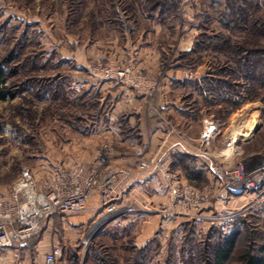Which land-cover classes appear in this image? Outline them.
Masks as SVG:
<instances>
[{"label": "rangeland", "instance_id": "374dc122", "mask_svg": "<svg viewBox=\"0 0 264 264\" xmlns=\"http://www.w3.org/2000/svg\"><path fill=\"white\" fill-rule=\"evenodd\" d=\"M0 65L15 94L0 101V190L24 168L95 164L105 146L106 166L134 171L155 130L197 153L209 121L217 163L264 178V0H0ZM232 133L249 138L223 156ZM176 156L172 171L189 169L209 202L184 212L143 186L152 206L132 219L100 222L95 205L46 235L64 247L58 264H204L236 236L238 255L264 247V179L229 189L204 159Z\"/></svg>", "mask_w": 264, "mask_h": 264}, {"label": "built area", "instance_id": "2783aa9c", "mask_svg": "<svg viewBox=\"0 0 264 264\" xmlns=\"http://www.w3.org/2000/svg\"><path fill=\"white\" fill-rule=\"evenodd\" d=\"M103 74L113 78L109 71H103ZM217 131L215 124L207 122L197 155L207 162L210 173L220 185L237 191L258 192L264 179L260 170L246 175L242 169L220 165L210 153L209 147ZM241 137L238 133L228 136L223 156L229 152L235 154ZM178 140L186 145L185 139ZM149 145L144 143L136 151V170L147 180L159 183L172 205L189 212L201 209L210 201L211 189L201 190L189 184L182 175L172 171V159L162 158L159 153L152 155ZM104 152L95 164H52L43 174L36 169L24 168L15 185L0 190V251L24 246L37 237L43 240L50 231L59 233L55 228L59 220L63 222L67 217L85 214L95 205L99 211L103 210L98 219L100 222L124 217L132 219L149 212L152 203L140 198L141 188H137L139 181L135 171L106 166L112 160L113 151L105 146ZM63 254V245L52 242L45 254V264H58Z\"/></svg>", "mask_w": 264, "mask_h": 264}, {"label": "crops", "instance_id": "0c3cea01", "mask_svg": "<svg viewBox=\"0 0 264 264\" xmlns=\"http://www.w3.org/2000/svg\"><path fill=\"white\" fill-rule=\"evenodd\" d=\"M155 132L153 137L150 138L153 144V150L151 152L152 155H156L159 153L162 158L173 159L176 158L175 156L177 154H180L184 156L194 157L197 159V163H203L202 161H200L203 160V158L201 159V157L197 155L193 148L187 147V145L180 144L179 140L175 138L167 139L165 140V143L162 144L163 132H160L159 130H155ZM204 162L206 165V170L208 171L207 173L211 174L209 168L207 167V162L205 160ZM203 168L205 169V167ZM203 168L200 169L204 170ZM134 171L136 174V178L139 181L137 185L138 187H136L141 189L143 186L147 187V189L149 190V194L151 195L150 197V195L148 194L147 197L153 200L154 203L160 200L162 198L163 192L160 186L157 185L158 183L155 180H147L145 176H142L141 173L136 170V168ZM185 181L188 182L187 179H185ZM94 201L95 199L93 200L91 205L94 204ZM50 241L51 240L46 239L45 237L43 240H30L26 245L21 247H15L0 251V264H45V254L48 251L47 244L50 245Z\"/></svg>", "mask_w": 264, "mask_h": 264}, {"label": "trees", "instance_id": "16d2710c", "mask_svg": "<svg viewBox=\"0 0 264 264\" xmlns=\"http://www.w3.org/2000/svg\"><path fill=\"white\" fill-rule=\"evenodd\" d=\"M264 75V68H263ZM8 74L4 67L0 65V101H5L7 99H12L15 94L7 86ZM178 156H176V159ZM181 158L191 157V156H180ZM176 164L174 162V166ZM186 178L189 181H193L194 177L191 171L187 169ZM40 239L39 237L34 238ZM238 252L237 236L224 241L215 248L214 257L212 261L207 259L204 264H264V247L259 250L248 249L243 251L241 254ZM237 254V255H236Z\"/></svg>", "mask_w": 264, "mask_h": 264}, {"label": "bare ground", "instance_id": "6f19581e", "mask_svg": "<svg viewBox=\"0 0 264 264\" xmlns=\"http://www.w3.org/2000/svg\"><path fill=\"white\" fill-rule=\"evenodd\" d=\"M242 136L244 137H248L249 135L248 134H242ZM251 137V136H250ZM249 138V137H248Z\"/></svg>", "mask_w": 264, "mask_h": 264}]
</instances>
